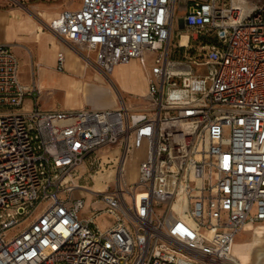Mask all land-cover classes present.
Here are the masks:
<instances>
[{
    "label": "built area",
    "instance_id": "1",
    "mask_svg": "<svg viewBox=\"0 0 264 264\" xmlns=\"http://www.w3.org/2000/svg\"><path fill=\"white\" fill-rule=\"evenodd\" d=\"M176 1L81 0L44 23L106 78L138 60L149 106L39 109L0 43V264H237L236 236L264 223V0H184L183 44ZM115 144L111 190L72 181L84 161L104 169L98 153Z\"/></svg>",
    "mask_w": 264,
    "mask_h": 264
},
{
    "label": "crops",
    "instance_id": "2",
    "mask_svg": "<svg viewBox=\"0 0 264 264\" xmlns=\"http://www.w3.org/2000/svg\"><path fill=\"white\" fill-rule=\"evenodd\" d=\"M81 6V0H77L72 5L66 1L59 11H41L50 14V17L34 16L29 12L12 9L10 11L0 10V43H7L11 52L18 61V76L22 84H36L39 87V96L37 98V107L42 110H69L80 109L84 107H114L117 106L115 99L111 102L109 96L113 98L112 90L109 86L101 85L100 81L104 77L93 65L76 53L72 48L61 44L57 37L44 25L49 19L57 15L64 9H78ZM184 14V13H183ZM183 16V15H182ZM179 29L188 30L180 18L177 22ZM189 31V30H188ZM186 32L187 37L190 34ZM63 51L65 56L64 71L59 72L55 69L56 54ZM93 57V53H91ZM130 65L138 67L142 76L141 85L138 90L146 91L147 76L142 74V66L138 60H131L127 64L116 65L112 72H120ZM124 91H132L125 83L121 82ZM64 89V103L62 107L57 108L50 97L54 92ZM117 91L118 88H116ZM119 93V92H118ZM43 94V95H42ZM42 95V98L40 97ZM33 100L28 97V105L25 108H32ZM247 227L246 229H250ZM241 233V232H240ZM264 234L263 230L254 232L255 237ZM256 240V238H254ZM235 241V240H234ZM252 242H234L232 255L238 260L239 264H257L258 259L251 261L244 251Z\"/></svg>",
    "mask_w": 264,
    "mask_h": 264
},
{
    "label": "rangeland",
    "instance_id": "3",
    "mask_svg": "<svg viewBox=\"0 0 264 264\" xmlns=\"http://www.w3.org/2000/svg\"><path fill=\"white\" fill-rule=\"evenodd\" d=\"M66 1H69L70 4H76L77 0H0V10L2 11H10L12 9H17L22 12H29L34 16H38V12L42 17H50V14L41 11H59L63 8H60ZM259 0H246V3H240L245 9L252 10L256 6ZM184 0L176 1V12H175V23L172 30V40L175 42H181V40L185 38L184 35L188 30L179 29L178 20L182 18L184 13ZM189 32V31H188ZM11 51V49H10ZM138 67L135 65H130L127 68H124L120 72H111L108 74V78H103L100 83L101 85L107 87L109 86L112 90L113 98L111 96V102L113 99L116 100L118 104H120L119 98H122L124 105L129 108H137L151 105V98L144 92L139 91L138 87L141 85L142 76L139 73ZM144 73V69L142 68V74ZM121 82L128 85V87L135 88L132 91H124L121 87ZM118 88L119 91L116 90ZM64 89H61L59 92L53 91V96L48 100L54 102L57 108L62 107L64 101ZM119 92V93H118ZM43 95V94H42ZM42 95L40 97L42 98ZM28 105V97L24 99V107ZM53 110V109H52ZM102 164H104V169H94L88 166V162L84 161L79 165L73 172L71 179L72 181L78 185L79 187H84L88 189H112L113 187V179H112V171L109 169L110 165H112V161L116 162L118 157L124 155V150L120 145H112L110 147H106L102 149L98 153ZM142 157L141 151H135L128 153V157L124 160L125 173L124 178L128 183H131L135 178V171L138 164L139 158ZM110 160V161H108ZM108 161V162H107ZM107 164H106V163ZM85 192V208L82 211L83 214L88 215L90 210L93 208L91 206L92 196L90 193ZM95 224L99 227V229L107 228L112 222V217L109 214L103 213L95 217ZM264 229V223L254 224L250 229H246L239 233L234 242H252L248 248L244 251V253L251 258V261L254 262L256 258L258 259L257 264H264V234L260 237H255L254 232L258 230ZM256 238V240L254 239ZM234 257V256H233ZM234 259L237 261V264L240 263L241 260H238L236 257Z\"/></svg>",
    "mask_w": 264,
    "mask_h": 264
},
{
    "label": "bare ground",
    "instance_id": "4",
    "mask_svg": "<svg viewBox=\"0 0 264 264\" xmlns=\"http://www.w3.org/2000/svg\"><path fill=\"white\" fill-rule=\"evenodd\" d=\"M184 37H185V36H184ZM184 42H185V41H184V39H183V40H181V42H180V43H182V44H183ZM132 60H135V59H132ZM123 163H124V162H123Z\"/></svg>",
    "mask_w": 264,
    "mask_h": 264
}]
</instances>
